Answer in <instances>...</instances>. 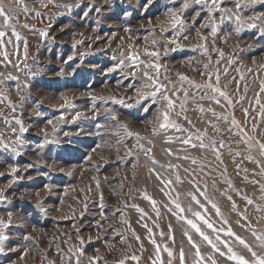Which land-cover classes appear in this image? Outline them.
Segmentation results:
<instances>
[{
	"label": "rangeland",
	"instance_id": "rangeland-1",
	"mask_svg": "<svg viewBox=\"0 0 264 264\" xmlns=\"http://www.w3.org/2000/svg\"><path fill=\"white\" fill-rule=\"evenodd\" d=\"M25 2L26 13L12 0H3L6 8H13L14 18L6 27L0 17V31L5 32L0 38V80L4 81L0 84V195L4 197L0 199V219L9 224L4 229L8 240L5 251L0 252V264H75L79 237L84 239L81 264H89L88 257H98L96 264H118L125 257L126 264H137L132 255L139 257L138 264L154 260L181 264V250L184 264H194L200 258L195 256L189 236L205 257L203 264H211L209 256L217 264H235L213 250L188 219L224 252L227 242L238 255L253 259L236 240L238 236L258 256H264L257 239L264 237V172L260 166L264 157L256 148L249 152L243 133L236 134L242 129L253 137L252 143L264 142V116L256 103L259 99L264 104V17L255 21V28L245 26L236 32L235 21H219L217 12L219 27L213 36L211 25L201 27L207 12L201 11L193 23L192 12L199 6L181 10V0ZM234 3L224 0L221 6L236 11ZM169 9L182 11L184 28L172 27L173 19L166 14ZM241 11L245 18L259 16L264 13V0H254ZM172 39L177 44L170 43ZM154 51L160 53L158 59L149 55ZM149 64L162 65L159 80L176 101L171 118L187 132L169 129L167 134L153 135L155 124L143 122L154 120L153 109L157 108L154 104L145 113L142 109L148 100L134 103V88L149 82L144 72L155 74ZM10 75L18 80L8 79ZM180 75L201 85L211 76L233 105L210 91L201 100L207 90L195 89L181 81ZM25 83L30 87H24ZM173 89L179 99L172 95ZM184 91L189 96L183 115L191 125L183 115H176ZM213 95L224 107L212 102ZM121 100L124 103L118 102ZM200 107L205 108L204 113ZM209 108L229 115V120L234 116L240 127L216 120ZM244 109H248L247 115ZM123 124L128 131L153 141L154 146L146 139L139 143L152 148L150 155L157 164L144 155L136 136L126 134ZM211 124H218L219 131ZM197 130L207 131L206 144L223 142L220 160L211 150L191 149L177 139L188 133L195 136ZM168 136L172 142L166 143ZM185 148L187 152L180 150ZM166 149H172L173 155H167ZM185 155L190 159L184 160ZM248 155L254 159L248 160ZM192 158L197 164H191ZM170 163L178 167L169 169ZM145 195L156 201L155 206ZM229 231L234 235H228Z\"/></svg>",
	"mask_w": 264,
	"mask_h": 264
},
{
	"label": "snow or ice",
	"instance_id": "snow-or-ice-1",
	"mask_svg": "<svg viewBox=\"0 0 264 264\" xmlns=\"http://www.w3.org/2000/svg\"><path fill=\"white\" fill-rule=\"evenodd\" d=\"M254 0H235L234 3V7L236 9V11H232L230 8L228 7H222L221 5L224 4V0H181V4H180V9L181 10H187L189 9L190 5H197L199 6V10H193L192 12V21L193 23H195V19L197 17L200 16L201 11H206L207 12V16L206 18L203 19L202 23H201V27H205L208 25H211V34L213 36L216 35L217 31H218V23H217V19L215 17V13H220L219 16V21H224L226 18L229 20H234L235 21V31L239 32L241 28L247 26V27H252L255 28L257 25L255 23L256 20L260 19L261 17H264V13H261L259 16H249L247 18L244 17L241 9L242 8H246L250 3H253ZM12 3L15 5H18L23 12H28L29 8L27 3L25 2V0H12ZM41 3H43V0H41ZM13 12V8L12 7H7L5 6V4L3 3V0H0V17H3L4 19V25L7 27L9 25V22L14 18L11 13ZM167 15L171 16L173 19V24L172 27L173 28H177L178 26L180 28H184L186 26V22L182 19V11L178 12L176 9H169L168 12L166 13ZM37 15H39V13H37ZM248 21H251V23H248ZM25 27H27V25H24ZM164 29L162 28L161 31H163ZM13 31H15V29H13ZM127 31V29H126ZM177 35H179V33H177ZM197 35L200 36L201 33L197 30ZM5 36V32L4 31H0V38H3ZM17 38H19L18 34H17ZM203 39L206 40V37H202ZM185 39H187V37L185 36ZM153 43H155V41H153ZM170 43L172 44H177V41L175 39H172L170 41ZM204 51L207 52V47L206 45L204 46ZM219 51V50H217ZM150 56L152 57H156L157 59L159 58L160 53L158 51H154L149 53ZM219 55L222 57L224 54L223 52H219ZM133 61L135 62V57H132ZM136 66L138 67L139 65L136 64ZM148 67L150 68H154L155 74H149L148 72H144V76L146 77L147 81H149L148 83L143 84L141 87H135L134 88V92L136 93V100L134 101V103H141L143 100H148L149 103L145 104L142 111H144L145 113H147L149 111V108L152 107V105H157V108L153 109V112L156 113L154 120H145L143 121L144 123H154L155 126L152 129L153 135H159L161 133V131H163L165 134H167V131L169 129H174L177 132H187V129H183L178 123H176L175 119H172V114L176 109V101L173 100L171 98V96L169 95V91L167 89V85L160 82L159 80V76H160V72L159 69L162 67V65L159 64H149ZM207 67V66H205ZM167 78V77H165ZM181 81H187L190 85H192L195 89L199 90L201 88L206 89L207 91H205V93L203 95H201L200 99L203 100L205 99V97L208 95V91L212 92V93H216L218 94V96L220 98H223L224 101L227 102V105H233V101L232 99L229 97L228 93L223 91L220 87L216 86L219 85L220 83V76L217 73L215 75V81H216V85H214L212 83V77L208 76V80L205 84L201 85V84H196L195 82L191 81L187 76H183L180 75L179 76ZM8 79L10 80H18V77H14V76H9ZM4 81L0 80V84H3ZM24 87H30V85H28L27 83H25ZM143 89H150V91H144ZM261 91L264 92V83H262L261 85ZM19 94V93H18ZM172 95L177 96V99H179V96L177 95V92L175 89L172 90ZM183 96L184 99L183 101L180 103L179 108H180V112L176 113L177 116L183 115L185 110H186V104L188 103V96L189 93L188 91H184L183 92ZM241 99H243V97H241ZM212 102H214L217 105H221V107H224V105L221 104V100L219 98H217L215 95H213L211 97ZM119 103H124V101H118ZM163 103V108L160 107V104ZM256 103L260 105L261 108V112L260 115L264 116V104H260L259 99L256 100ZM13 111H15V107H13ZM199 111L201 113L205 112V108L200 107ZM207 111L211 112L212 116L216 119V120H223L227 123H230L231 125L236 126L237 128L240 127L239 121H237L234 116L231 120H229V115H225V114H218L216 113L212 108L207 109ZM245 114H248V109H244ZM114 120L117 119L116 116L112 117ZM183 118L188 122V124L191 125V121L187 120V116L183 115ZM18 124H21V131H24L25 129L23 128L22 122L17 120ZM48 123H52L51 121H49ZM122 127L125 129V132L128 136H136L137 137V144L139 145V147L142 149L144 155L146 157H148V159L151 161V163L153 165L157 164L158 162L156 161V159L150 155V153L152 152V148L148 147V148H144L143 144H140V140H145L147 141V144L149 145H153V141L151 139H147L144 137H141L139 133H133L131 131H128V126L126 124H123ZM211 127L216 130L219 131V125L218 124H211ZM255 130V125L253 126V131ZM229 132H231V128H229ZM241 132L243 133V138H244V143L248 149L249 152H251L252 149L256 148L259 151V155L261 157H264V142H261L260 140H256L255 143H252L251 141L253 140V137L249 136L247 132L243 131L241 129V131H238L236 134L237 135H241ZM177 139L179 140V142L182 145H188L190 146L191 149H200V150H211L213 153H215L216 155V159L220 160L221 159V154L219 152V148H223L225 145L223 144V142H217L215 140H210V143H205L206 139H209V137L207 136V131H204L203 133H201L199 130H197V133L195 134V136H193L192 133H188L186 136L184 137H177ZM195 139V141L197 142H193V140ZM166 143L168 142H172V137L168 136L166 141ZM5 147H7V145H5ZM181 151H185L187 152L188 149H180ZM13 151H15V148L13 149ZM166 154L169 156L173 155L172 149H166ZM237 155H239V153H237ZM177 159H180V157H177ZM184 160H189L190 157L188 155L183 156ZM248 160H253L254 158L251 155L247 156ZM191 164L195 165L197 164V160L195 158L191 159ZM222 162V161H221ZM256 163L258 165H260V161H256ZM261 166V170L262 172H264V165H260ZM133 167H136V164H133ZM161 168L165 167L164 165H160ZM167 167L169 169L171 168H176L178 167L177 165H173V164H168ZM150 172L156 173L155 168H150L149 169ZM185 172H188V169H184ZM244 171H247L246 169ZM158 178L162 177L160 176V173H156ZM176 180L178 182H180V176L179 174L176 175ZM167 183L171 184L172 181L168 180ZM99 186V185H97ZM261 190L264 191V186L261 187ZM145 199H148L151 201L152 205L155 206L156 201L152 200L151 197L145 195L144 197ZM193 200H196V203L199 204L200 201L196 198V196L193 195ZM0 199H4V197L2 195H0ZM229 199H231V197H229ZM101 200H103V194L101 193ZM249 204L252 203L251 200L247 201ZM101 207H103V205L101 204ZM132 207H137L136 205H132ZM176 207L178 209H180V211H183V209L181 208L180 204L177 203ZM213 207L215 208L216 206L213 205ZM137 210L140 212H143L142 209H139L137 207ZM190 210V209H189ZM217 212H219V209H217ZM9 221H11L12 218V212L9 211L7 213ZM101 216H103V213L101 212L100 214ZM194 216L199 217L201 220H203V217L200 216L199 212H195L193 213ZM187 223L191 226L192 229H194L197 233H199V235L203 238L204 241H206L213 250H215L216 252H219V254L221 256H227L228 260L231 261H235V264H264V256H258L257 253L252 249V247L246 242L244 241L242 238L240 237H236V240L239 242V244L243 245V247L245 249H247V251L249 253H251V256L253 257V259L250 261L248 259H246L243 255H238L235 251H233L232 247L229 246L227 244V242H224L225 247L227 248V252L222 251L217 244L213 243V240L209 237V235H206L204 232L201 231L200 227L197 225V223H195L193 220L188 219ZM205 223L207 224V226L209 228H212L211 223H208V221H205ZM9 226L8 223H6L3 219H0V252H4L5 248H4V242L6 240H8V236L6 235V233L4 232V229H6ZM33 230H35V228H33ZM149 231H151L149 229ZM228 235H234L233 233H231L230 231L228 232ZM253 235H255V233H253ZM31 237H25V239H30ZM136 240H139L140 237L136 236L135 237ZM80 239V245L81 247H79L77 249V252L74 253L75 255V264H81L80 261V257L84 256V250H83V245H84V239L83 237H79ZM217 239H219V237H217ZM258 240H261V247H264V237H257ZM189 242L192 244V247L195 249V256L199 257V260L194 261V264H203L205 257L203 255H201L199 246L196 245L194 242H192V238L191 236H189ZM152 243L155 245L156 242L155 240L152 241ZM142 247V245H141ZM156 250L157 253H159V246H156ZM165 251L168 252V256L172 257L173 253L167 249V247H165L164 249ZM97 251H99L97 249ZM25 255L27 254V252L25 251L24 253ZM63 255V254H61ZM132 260L137 261V264L139 262V257H137L136 255H132L130 257ZM69 259H71V257H69ZM98 257H88L89 260V264H96ZM126 259L127 257H125V259H121L118 264H126ZM179 259L181 261V264H184V252L183 250L180 251L179 253ZM208 260L211 261V264H217V261L215 259H213L211 256L207 257ZM157 260H159V255H157ZM152 264H157V261L154 260L152 262ZM160 264H164V262L162 260H160ZM169 264H171V260L169 261Z\"/></svg>",
	"mask_w": 264,
	"mask_h": 264
}]
</instances>
